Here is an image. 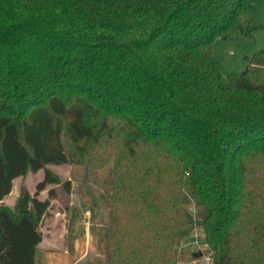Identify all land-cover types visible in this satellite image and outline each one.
<instances>
[{
  "label": "trees",
  "instance_id": "trees-1",
  "mask_svg": "<svg viewBox=\"0 0 264 264\" xmlns=\"http://www.w3.org/2000/svg\"><path fill=\"white\" fill-rule=\"evenodd\" d=\"M254 8L253 0H0V264H35L55 191L38 195L59 183L45 169L34 194L23 191L10 208L1 201L14 179L79 163L88 147L114 139L131 158L148 149L152 184L174 191L173 224L157 225L149 249H172L189 234L191 202L211 264H264V182L249 165L264 152V50L226 75L212 52L216 38L253 36Z\"/></svg>",
  "mask_w": 264,
  "mask_h": 264
},
{
  "label": "rangeland",
  "instance_id": "rangeland-1",
  "mask_svg": "<svg viewBox=\"0 0 264 264\" xmlns=\"http://www.w3.org/2000/svg\"><path fill=\"white\" fill-rule=\"evenodd\" d=\"M253 2L250 21L257 27L253 36L233 34L212 43L223 75L240 73L254 52L264 50V0ZM81 157L79 163L48 164L14 179L10 194L3 200L2 204L14 208L23 191L33 195L45 169L59 179V183L47 184L38 195L47 199L48 190L55 191L38 226L42 240L35 264H108L110 255L112 262L122 257L123 264L126 259L128 264H163V257L169 264L212 263L204 229L196 225V209L191 202L183 205L195 222L189 234L172 249L160 245L153 251L149 249L155 239L154 229L157 225H172L176 213L170 207L174 191L168 181L161 186L151 182L155 168L149 165L148 149L131 158L121 142L114 139L91 145ZM249 159L254 177L264 182V152H256ZM145 169L149 171L147 179L143 177ZM65 181L70 183L69 190L63 185ZM144 188L149 192L143 200L138 194ZM197 251L202 255L192 257Z\"/></svg>",
  "mask_w": 264,
  "mask_h": 264
},
{
  "label": "water",
  "instance_id": "water-1",
  "mask_svg": "<svg viewBox=\"0 0 264 264\" xmlns=\"http://www.w3.org/2000/svg\"><path fill=\"white\" fill-rule=\"evenodd\" d=\"M201 255H202V252L201 251H197V252L192 253V257H194V258H198Z\"/></svg>",
  "mask_w": 264,
  "mask_h": 264
},
{
  "label": "crops",
  "instance_id": "crops-1",
  "mask_svg": "<svg viewBox=\"0 0 264 264\" xmlns=\"http://www.w3.org/2000/svg\"><path fill=\"white\" fill-rule=\"evenodd\" d=\"M6 197H7V196H6ZM6 197H5V198H6ZM5 198H4V199H5ZM4 199H3V200H4ZM3 200L1 201V203H3Z\"/></svg>",
  "mask_w": 264,
  "mask_h": 264
}]
</instances>
